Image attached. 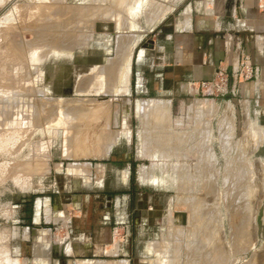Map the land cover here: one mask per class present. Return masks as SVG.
<instances>
[{
  "label": "rangeland",
  "instance_id": "rangeland-1",
  "mask_svg": "<svg viewBox=\"0 0 264 264\" xmlns=\"http://www.w3.org/2000/svg\"><path fill=\"white\" fill-rule=\"evenodd\" d=\"M123 1L11 0L4 5L10 16L0 18V208L20 204L23 196L34 202L60 192L90 194L86 185L75 187L90 180L85 164L93 159L103 164L111 152L127 153L135 174L118 177L108 169L99 195L132 201L140 264H264V89L262 95L241 94L239 86L247 81L229 76L223 97L176 100L164 121L147 115L145 107L161 101L150 99V91H136V85L133 92L126 89L125 64L131 75L139 41L149 44L165 17L199 0H148L160 20L150 30L121 28L116 13ZM79 9H87L88 16L74 17ZM123 44L126 54L119 53ZM106 69L109 75L99 73ZM71 107L75 113L77 107L87 111H72L77 119L61 125L68 111L59 117L53 112ZM16 130L23 134L17 140ZM76 130L83 137H72ZM56 162L65 163V174H49ZM78 169L82 174L74 176L72 188L66 173ZM239 170L249 173L245 197V188L236 190L232 182ZM17 244L21 249L20 240ZM15 255V264H31L17 248ZM0 264H6L5 257Z\"/></svg>",
  "mask_w": 264,
  "mask_h": 264
},
{
  "label": "crops",
  "instance_id": "crops-1",
  "mask_svg": "<svg viewBox=\"0 0 264 264\" xmlns=\"http://www.w3.org/2000/svg\"><path fill=\"white\" fill-rule=\"evenodd\" d=\"M9 1L0 0V18L10 16L8 8H3ZM153 30L155 35L149 44L143 38L136 45L131 75H126L128 62L122 71L126 84L130 82L127 90L133 92L136 85V91H150V99H160L159 104L152 105L156 108L145 107L147 115L155 111L161 121L166 120L176 100L184 103L188 98L201 97L200 83L204 81L223 74L232 79L244 59H250L257 73L253 80L239 86V92L262 95L264 0L190 2ZM94 160L84 166L88 181L75 185L74 178L82 172L66 173L72 188L86 185L90 194L63 196L60 192L34 202L23 196L20 204L8 202L0 208V259L5 257L6 264H15L17 248L31 264L142 263L137 259L133 238L139 227L131 214L135 209L132 201L99 195L105 190L101 175L105 176L108 169L112 175L128 177L135 174L136 165L127 153L111 152L102 159L103 164ZM53 165L50 175L65 174L64 162Z\"/></svg>",
  "mask_w": 264,
  "mask_h": 264
},
{
  "label": "bare ground",
  "instance_id": "bare-ground-1",
  "mask_svg": "<svg viewBox=\"0 0 264 264\" xmlns=\"http://www.w3.org/2000/svg\"><path fill=\"white\" fill-rule=\"evenodd\" d=\"M103 1V0H102ZM123 1V0H122ZM130 1H132V0H125V1H123L122 3H121V12L119 11V12H117L116 14H117V16H118V18H119V21L121 22V24H120V26H121V28H127V29H130L131 27L130 26H134L136 29H138V30H141V29H144V30H146V29H152V27L154 26V25H156L158 22H160V20H158V18H156V15L155 14H157V13H155V11H153V9L151 10L150 8H151V6H150V8L148 9V7H149V1L148 0H133V2H130ZM86 8H88V7H86ZM162 9V8H161ZM124 10V11H123ZM49 11V10H48ZM77 12H75L74 11V13L72 14L73 16L74 15H84V14H86V16H88V11H87V9L86 10H84V9H79V10H76ZM83 11H87V13H85V12H83ZM153 11V12H152ZM64 11H62V14H64L63 13ZM112 13V12H111ZM160 13H161V11H160ZM163 13V12H162ZM76 15V16H77ZM152 15H154V17L153 18H150ZM85 16V15H84ZM102 16V15H101ZM163 16H164V13H163ZM34 17V16H33ZM75 17V16H74ZM50 20V19H49ZM132 20H134L133 22H132ZM143 20V21H142ZM43 22V21H42ZM47 22V21H46ZM44 23V22H43ZM141 23V24H140ZM142 25H143V27H142ZM126 26V27H125ZM130 27V28H129ZM28 29V28H27ZM29 30V29H28ZM73 46H75V45H73ZM125 46L126 45H119V48H120V52L119 53H121V54H123V53H125L126 54V48H125ZM15 48V47H14ZM22 50V49H21ZM128 50H129V48H128ZM66 51V50H65ZM119 51V50H118ZM15 52V51H14ZM120 55V54H119ZM122 56V55H121ZM117 72V71H116ZM99 73H103V74H105V75H109L110 74V71L108 70V69H106V70H101V71H99ZM113 75V74H112ZM92 77V76H91ZM94 77V76H93ZM102 78V77H101ZM109 78V80H110V78L111 77H108ZM113 79V78H112ZM102 80V79H101ZM86 82V81H85ZM110 82V81H109ZM12 83V82H11ZM95 83V82H94ZM97 84V83H96ZM111 85V84H110ZM106 87V86H105ZM89 88V87H88ZM44 94V93H43ZM48 100H49V98H48ZM69 103H71V102H69ZM81 103V102H80ZM11 104V103H10ZM52 104V103H51ZM13 105V104H12ZM22 105L23 104H21V106L20 107H22ZM43 105V104H42ZM80 105V104H79ZM17 106V105H16ZM15 106V107H16ZM66 106V105H65ZM81 106H83V105H81ZM19 107V108H20ZM56 107V106H55ZM58 107V106H57ZM74 107V106H73ZM83 107H85V106H83ZM13 108H14V106H13ZM61 108V107H60ZM151 108H156L155 106H152ZM201 108V107H200ZM70 109V110H69ZM73 109L74 108H62V109H60L59 111L57 110V111H54L53 112V115L54 116H58L59 117V113H61L62 111H68L66 114H68L67 115V117H65V118H61V121H59V123H61V125L62 124H65L66 122H68L70 119H72V120H74L75 121V119H77V117L75 118V115H73V113H75L74 111H73ZM76 109V108H75ZM74 109V110H75ZM35 110V109H34ZM78 110H79V107H77V112H78ZM81 110H82V108H80V112H81ZM92 110V109H91ZM208 110V109H207ZM4 111V110H3ZM72 111H73V113H72ZM87 111V110H86ZM86 111H84V110H82V112H86ZM96 111V110H95ZM35 113H36V111H34ZM39 112H40V110H39ZM39 112H38V109H37V113L35 114V115H37V116H39L38 114H39ZM75 113V114H78V113ZM79 112V113H80ZM81 112V113H82ZM49 113V112H48ZM64 113V112H63ZM44 114V113H43ZM65 114V113H64ZM86 114V113H85ZM92 114V113H91ZM33 115V114H32ZM52 115V116H53ZM98 115V114H97ZM151 115H155L156 116V112L155 111H153L152 112V114ZM0 116H1V114H0ZM51 116V117H52ZM26 117V116H25ZM86 117V116H85ZM158 119H160V116H159V114H158ZM5 118V117H4ZM35 118V117H34ZM38 118V117H37ZM57 118V117H56ZM79 118V117H78ZM80 119H83V118H80ZM50 120V119H49ZM49 120H47V121H49ZM53 120V119H52ZM72 120H70V121H72ZM37 121V120H36ZM79 121V120H78ZM84 121V120H83ZM38 122H39V120H38ZM82 122V121H81ZM88 122V121H87ZM57 121H56V119H55V117H54V122H53V125H58L59 124ZM70 123V122H69ZM159 123V122H158ZM36 125V124H35ZM45 129V128H44ZM69 129V128H68ZM14 130V129H13ZM10 132L11 131H9V134H10ZM12 133V132H11ZM13 133H15V131L13 132ZM6 134H8V133H6ZM26 134V133H25ZM12 135V134H11ZM15 137H16V140L18 139L17 137H20L21 135H23V134H21L18 130H16V133H15ZM20 135V136H19ZM83 134H81L80 132H77V130H76V134L73 136L72 135V137H75V139H80L81 137H83L82 136ZM97 135V134H96ZM110 136L112 135V133H110L109 134ZM69 136H70V134H69ZM68 136V137H69ZM85 136V135H84ZM14 137V138H15ZM67 137V138H68ZM114 138V137H113ZM159 138V137H158ZM164 138V137H163ZM165 138H167V137H165ZM170 136H168V141H170V142H172L174 139H172V138H170ZM29 139H30V137H29ZM96 139H98V138H96ZM95 139V140H96ZM99 139H100V137H99ZM4 140H6V139H4ZM158 141H160V142H163V140H160V138L159 139H157ZM114 141V140H113ZM165 141H167L166 139H165ZM154 142H156V141H154ZM70 143V142H69ZM157 143V142H156ZM169 142H167L166 144H168ZM67 145V144H66ZM158 145V144H157ZM31 146V145H30ZM0 148H1V146H0ZM210 149V148H209ZM4 151V150H3ZM7 152V151H6ZM84 152V151H83ZM94 152V151H93ZM13 153V152H12ZM84 153H86V151L84 152ZM3 154V153H2ZM15 154V153H14ZM89 154V153H88ZM12 156V155H11ZM13 157V156H12ZM215 158V157H214ZM1 159V158H0ZM208 159V158H207ZM236 159V158H235ZM239 160V159H238ZM234 161V160H233ZM231 163H232V161H231ZM238 166V165H237ZM236 166V167H237ZM240 166V165H239ZM35 167V166H34ZM241 167V166H240ZM242 168V167H241ZM37 169V168H36ZM235 169H238V167L237 168H235ZM30 170V169H29ZM231 170H233V169H231ZM229 172V171H228ZM238 172V171H237ZM236 172V175H235V177L233 176V179L234 180H232V182H233V184H235L234 185V187H235V189L236 190H238V188L239 189H241V191H243V188H245V190H244V192L243 193H241L242 194V196H244L245 197V195L247 196L249 193H248V191H249V189L247 188V187H249V184L247 183V181H246V177H247V174H249L248 172L246 173V172H240V170H239V172L237 173ZM204 173V172H203ZM215 173V172H214ZM213 173V174H214ZM190 175V174H189ZM231 175V174H230ZM188 176V175H187ZM228 176V175H227ZM252 176V175H251ZM230 177V176H229ZM229 177L227 178V179H229ZM145 177H143V179H144ZM232 178V177H231ZM189 179V178H188ZM191 179V178H190ZM226 179V180H227ZM146 179H144V181H145ZM231 180V179H230ZM251 180V179H250ZM196 181V180H195ZM197 181H198V179H197ZM205 180H203V182H204ZM200 182V181H199ZM206 182V181H205ZM204 182V183H205ZM202 183V182H201ZM200 183V184H201ZM253 188V187H252ZM235 190V191H236ZM241 191H239V192H241ZM240 194V195H241ZM193 203H195V202H192V204ZM192 204H191V206H192ZM196 205V204H195ZM209 206V205H208ZM193 207V206H192ZM198 207H199V205H198ZM200 208V207H199ZM194 211H195V213H196V210L194 209ZM198 213V212H197ZM199 214V213H198ZM200 215V214H199ZM195 216H197V215H194L193 217H195ZM201 216V215H200ZM209 216V213H207V214H203L202 216H201V218H206V220H207V218H209L208 217ZM197 218H199V216L197 217ZM196 218V219H197ZM202 219V220H203ZM200 221V220H199ZM200 222H202V221H200ZM207 222V221H206ZM197 223V222H196ZM197 225V224H196ZM205 225H206V223H205ZM210 225V224H209ZM203 226V225H202ZM201 226V227H202ZM199 227H200V225H199ZM209 228V227H208ZM195 229H196V227H195ZM198 229V228H197ZM207 230V229H206ZM173 233V232H172ZM179 234H181V233H179ZM197 234V233H196ZM198 235V234H197ZM205 235V234H204ZM214 235V234H213ZM195 236V235H194ZM203 236V235H202ZM176 237V236H175ZM207 238H209V236L207 237ZM211 239H213L212 237H210ZM211 239H209L210 241H211ZM206 240V238L204 239V241ZM207 242H208V240H206ZM205 241V242H206ZM204 242V243H205ZM207 242H206V244H207ZM201 243H202V241H201ZM200 243V244H201ZM203 244V243H202ZM201 244V245H202ZM199 245V244H198ZM205 245V244H204ZM200 246V245H199ZM203 246V245H202ZM214 246H216V245H214ZM214 246H213V248H214ZM206 248V247H205ZM212 248V249H213ZM209 249V248H208ZM216 249V248H215ZM217 249H218V247H217ZM217 249H216V251H214L213 252V254L215 255V256H217V254H220L218 251H217ZM180 251V250H179ZM208 251H210V250H208ZM208 251L206 252V253H204L203 254V257H204V260H205V262L204 263H207V261H209V260H207L206 261V259L208 258V257H210L209 255H208ZM213 251V250H212ZM190 252V251H189ZM212 253V252H211ZM164 254V253H163ZM193 254V253H192ZM207 254V255H206ZM211 256H212V254H210ZM189 256V255H188ZM215 256H214V258H215ZM220 256V255H219ZM213 257V256H212ZM165 259V258H164ZM167 259V258H166ZM201 260V259H200ZM165 261V260H164ZM208 264V263H207Z\"/></svg>",
  "mask_w": 264,
  "mask_h": 264
},
{
  "label": "built area",
  "instance_id": "built-area-1",
  "mask_svg": "<svg viewBox=\"0 0 264 264\" xmlns=\"http://www.w3.org/2000/svg\"><path fill=\"white\" fill-rule=\"evenodd\" d=\"M256 73L257 70L252 66L250 59H244L237 72L233 73V80L239 82H241V80H252L256 76ZM229 80V75L223 74L211 81L200 83L201 97H223L227 95ZM230 92L235 96L236 91L234 89Z\"/></svg>",
  "mask_w": 264,
  "mask_h": 264
}]
</instances>
